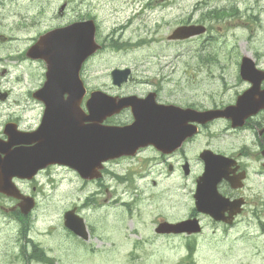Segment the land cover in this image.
Here are the masks:
<instances>
[{
  "label": "rangeland",
  "instance_id": "1",
  "mask_svg": "<svg viewBox=\"0 0 264 264\" xmlns=\"http://www.w3.org/2000/svg\"><path fill=\"white\" fill-rule=\"evenodd\" d=\"M222 7L226 18L202 22L212 27L207 35L167 39L179 25L201 23V11ZM84 15L94 16L96 40L104 46L81 69L88 93L102 89L144 96L155 90L163 103L220 108L234 99L231 92H220L223 82L235 83L243 55L264 68V0H0V92L8 93L0 100V133L11 119L18 121L20 130H32L40 121L43 105L31 93L44 81L45 62L26 58L25 50L40 34ZM115 68L131 70L122 88L111 81ZM199 145L195 140L191 148ZM109 168L111 174H104L99 184L64 167L47 168L31 182H16L37 200L28 237L51 247L55 264H184L188 244L194 246L195 264H264V240L258 239L263 237L257 236V225L227 231L208 225L192 237L154 233L159 219L177 221L189 213L191 184L180 173L169 180L150 173L144 186L137 157ZM121 175L128 179L120 180ZM151 176L156 190L164 188L155 198ZM1 196L0 264H24L20 247L25 227L21 230L20 221L1 209L13 202ZM116 199L128 204L119 205ZM74 206L90 229L87 241L79 242L63 225V213ZM259 216L264 221L262 211Z\"/></svg>",
  "mask_w": 264,
  "mask_h": 264
},
{
  "label": "flooded vegetation",
  "instance_id": "2",
  "mask_svg": "<svg viewBox=\"0 0 264 264\" xmlns=\"http://www.w3.org/2000/svg\"><path fill=\"white\" fill-rule=\"evenodd\" d=\"M91 17L94 18V16L84 15L76 20H85ZM240 84L245 86L237 89L236 86ZM123 85L118 88H122ZM249 86V82L242 80L237 75L233 85L230 86L229 83L223 82V91L220 94L223 96L226 91L231 92L234 97L232 102H234L240 94L239 92L244 91ZM260 86L263 87L264 82ZM156 93L158 94V91ZM111 95L122 96L127 94L113 93ZM85 101L81 103L82 107L85 106ZM232 102L222 103L220 108L232 105ZM187 105L194 106V104ZM123 115L124 119L121 120ZM131 121V110L126 108L116 116L107 118L104 123L126 125ZM195 125V122L188 121L184 126L190 130ZM196 128L197 132L189 136L176 151L166 153L152 145L139 149L134 158L137 157L139 160V172L142 179L145 181L151 173V175L157 174L155 177H158L159 180H169L173 173L178 172L181 174V178L189 179L191 184L189 191L190 209L185 218L197 220L202 228L205 225H212L224 230V228L228 229L237 225H257L256 227L259 228V235L257 236H262L264 239V221L259 220V212L264 211V109L245 116L243 119L236 114L229 117L222 116L210 122L198 124ZM195 140H198L200 145L191 148ZM188 145L190 147L187 149ZM191 149L196 150L191 151ZM208 162L212 164L214 176L203 182L205 194L208 196L206 200L210 205L219 207L222 212V221H215L196 207L197 187ZM186 169L187 172L189 171L187 175L184 174ZM217 176L220 177L216 180V190L221 198L211 196L214 186L212 181ZM155 177L151 176V186L156 185ZM94 183L99 184L98 181H94ZM147 183L148 181H145V185ZM156 188L157 185L152 189L154 192L152 198L162 194L164 190V188L158 190ZM162 220L165 219H159L158 222Z\"/></svg>",
  "mask_w": 264,
  "mask_h": 264
},
{
  "label": "water",
  "instance_id": "3",
  "mask_svg": "<svg viewBox=\"0 0 264 264\" xmlns=\"http://www.w3.org/2000/svg\"><path fill=\"white\" fill-rule=\"evenodd\" d=\"M87 28V26L79 27L77 25H70L66 28H63V30H54L46 35L47 39L45 42H43V44H45L44 48L47 47V49L45 50L44 54L49 53L50 57V59H45L48 67V71L46 73L47 80L45 83L46 89H49L53 86V83L51 82L53 78L63 86L70 85L68 89L74 88V84L76 83V78L78 76L80 62L92 52V44L84 42L82 48H79V45H77L78 49H72L74 47L73 43H82L84 36H86L84 33ZM203 31L204 28L201 26H183L177 28L169 36V38H184ZM92 32L93 31H91L90 35H92ZM43 44L38 41L33 49L40 51V49L43 48ZM69 50L74 52L75 58L73 59V65H61L58 67L59 60L64 59L65 55L69 54ZM44 54L42 55L43 57ZM243 60L245 61L250 59L248 57H244ZM129 73L130 69L128 68L122 70L114 69L112 71V75L114 76L115 83L120 84L128 77ZM252 93V90L244 93V95L239 98L236 106L227 108L225 111L221 112L220 115H228V112H230L231 108L249 107L255 110L256 108L262 106L261 99L255 104L245 106V100L250 99ZM4 96L5 95H2V97ZM135 99L138 98L132 96L125 97L120 99L119 102L114 103L115 108L118 107L119 103V107L131 105L135 120L129 126L113 127L110 128L109 131H99L95 136L92 135L91 138H87L85 135H82L81 138L78 139L79 137H76V135H71L73 128L71 129V126L64 122L62 124V129L64 132L63 136H69V138L72 140V147L77 150L70 152L67 155L72 159V161L65 162L71 166H74L73 163L79 162L80 160V164L83 166H87L88 164L95 165V156H100L99 159L103 160L112 156V154L117 156L133 152V150L139 146L145 145L147 143L159 145L164 142V136L167 135L166 130H164L167 123L176 124L177 121L186 120L193 115L196 118H202V120H205L219 113H200L191 109L182 110L179 108V110L173 105H158L154 102L153 95L149 96V99L148 97L146 98V100L152 99V102H154L149 104V108L143 104H137L138 102L141 103L142 100H137V102ZM99 118H101V115ZM159 120L163 121L159 123L157 122ZM44 147L45 145H39L34 146L31 149L24 148L16 150V154H7L6 158L2 160L4 179L6 181L9 179V177H5L7 171L15 172L16 170H20L19 173L23 175L24 172H34L37 168L44 166V164L49 160L44 151ZM3 152H8V149L4 150ZM6 181L3 180V176L0 178V191L8 195L19 196V192L16 187L10 181ZM26 206L27 208L23 205L24 213L30 210V208L33 206V203L28 201L26 202ZM65 218L66 225L74 232L79 234L81 228L84 229L81 220L77 219V217L73 215V212L67 213ZM184 225L185 223L170 225L164 224V226H167L166 228H170L171 230H181Z\"/></svg>",
  "mask_w": 264,
  "mask_h": 264
},
{
  "label": "trees",
  "instance_id": "4",
  "mask_svg": "<svg viewBox=\"0 0 264 264\" xmlns=\"http://www.w3.org/2000/svg\"><path fill=\"white\" fill-rule=\"evenodd\" d=\"M226 14H227V12L225 10H219V11H217L216 16L222 18Z\"/></svg>",
  "mask_w": 264,
  "mask_h": 264
},
{
  "label": "bare ground",
  "instance_id": "5",
  "mask_svg": "<svg viewBox=\"0 0 264 264\" xmlns=\"http://www.w3.org/2000/svg\"><path fill=\"white\" fill-rule=\"evenodd\" d=\"M20 39H18V41H19Z\"/></svg>",
  "mask_w": 264,
  "mask_h": 264
}]
</instances>
